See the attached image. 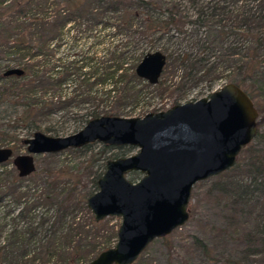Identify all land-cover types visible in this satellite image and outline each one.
Returning a JSON list of instances; mask_svg holds the SVG:
<instances>
[{"label": "trees", "instance_id": "1", "mask_svg": "<svg viewBox=\"0 0 264 264\" xmlns=\"http://www.w3.org/2000/svg\"><path fill=\"white\" fill-rule=\"evenodd\" d=\"M65 39L78 49L59 57ZM155 50L177 74L178 88L223 80L252 101L264 81V0H0V121L10 124L7 133L0 131L8 138L0 146L23 144L18 129L49 132L52 116L83 103L87 110L73 115L78 129L94 117L122 116L123 106L138 102L134 85L143 80L135 66ZM11 68L23 72L4 76ZM155 87L164 90L159 81ZM250 142L226 171L243 169L248 182L213 186L231 197L229 222L243 213L255 224L244 233L240 255L221 262L193 238L203 256L196 264H264V163ZM94 144L68 149L83 159V176L46 163L19 177L10 161L0 164V219L6 220L0 264H86L114 244L117 227L95 222L85 200L96 191L105 161L132 148L100 143L94 152ZM139 177L127 174L131 181ZM161 241L169 253L168 237ZM141 263L139 255L132 264Z\"/></svg>", "mask_w": 264, "mask_h": 264}, {"label": "water", "instance_id": "2", "mask_svg": "<svg viewBox=\"0 0 264 264\" xmlns=\"http://www.w3.org/2000/svg\"><path fill=\"white\" fill-rule=\"evenodd\" d=\"M164 63L160 51L147 52L134 73L154 85ZM22 72L11 68L4 76ZM256 118L251 99L229 82L207 97L140 117H94L66 136L34 132L23 140L24 154L1 147L0 164L11 160L19 177H26L36 170V155L93 142L134 149L132 154L105 161L96 191L85 200L95 222L120 218L114 244L86 264H132L152 240L165 237L187 220L190 192L196 182L233 166L241 148L255 137ZM132 171L140 173L134 181L127 178Z\"/></svg>", "mask_w": 264, "mask_h": 264}, {"label": "rangeland", "instance_id": "3", "mask_svg": "<svg viewBox=\"0 0 264 264\" xmlns=\"http://www.w3.org/2000/svg\"><path fill=\"white\" fill-rule=\"evenodd\" d=\"M109 17L103 16L102 19ZM103 32L105 35L106 32ZM73 33V31H72ZM67 39L62 41L58 49L59 57L71 54L78 48H73L70 43L66 42ZM109 40H104L107 44ZM99 54V53H98ZM158 81L161 82L164 90H158L154 85H150L144 80L137 82L134 86L139 92L137 103L133 105L128 102L122 107V117H140L148 112H157L168 109L174 104H180L187 101H194L202 97H207L209 93L222 86L223 80L214 81L212 83L200 82L196 85H187L183 88L177 86V74L172 73L168 66H163L162 72L159 75ZM264 83L260 82L257 86V92L252 103L257 111V130L255 137L251 140L250 144L257 150L258 153H264ZM262 86V87H260ZM260 87V88H259ZM96 95H99L97 93ZM110 104H113L111 102ZM89 104H80L75 107L65 109L58 114L52 116L47 122L52 130L43 134L51 137H61L69 135L78 130L77 122L74 120L73 115L83 113L87 110ZM46 123V124H47ZM10 124L6 121H0L1 133H7L10 129ZM18 137L26 139L33 134H27L25 131L17 130ZM0 141L8 142V138L4 134L0 135ZM3 144V142H2ZM11 148H15V154L26 153V146L21 143L13 141L9 144ZM8 147V146H0ZM100 143L95 142L91 148L94 152L98 151ZM135 150L131 149L129 154ZM52 159H48L45 154L35 156L36 170L45 167L46 163H52L56 166H63L69 169L73 175L83 176L84 171L81 169L83 159L69 151L68 149L54 153ZM244 156L245 152H241ZM11 162V160H9ZM12 163V162H11ZM9 164V166L11 165ZM14 167V166H13ZM227 171V170H226ZM223 171L220 175H214L204 180L196 182L190 192V199L187 206L188 218L179 227L173 229L166 235L171 243V250L167 253L161 238L152 240L141 252V264H164L169 260L172 264H196L203 260L202 253L193 243V238H198L206 243L212 250L213 255L220 262L226 257L236 258L240 255L241 247L244 242V233L254 226L255 220L252 216H246L243 213H234L235 220L229 222L227 214L232 211V201L229 193L219 191L213 186L216 182L226 183L233 180L234 182L247 183L248 177L245 176L244 170H236L230 172ZM35 172V171H34ZM33 172V173H34ZM32 173V174H33ZM30 174V175H32ZM28 175V176H30ZM134 181V180H132ZM11 208V205L8 207ZM229 212V213H228ZM15 214V212H14ZM2 215V214H1ZM109 225L118 226L120 222L119 217H105ZM6 220L0 219V225ZM221 229L225 230L221 234Z\"/></svg>", "mask_w": 264, "mask_h": 264}]
</instances>
